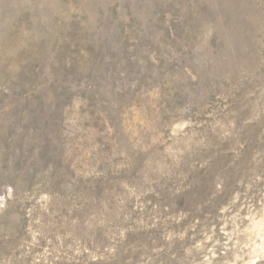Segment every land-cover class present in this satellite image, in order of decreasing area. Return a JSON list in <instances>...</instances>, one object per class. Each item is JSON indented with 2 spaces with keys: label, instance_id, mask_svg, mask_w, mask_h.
<instances>
[{
  "label": "rangeland",
  "instance_id": "1",
  "mask_svg": "<svg viewBox=\"0 0 264 264\" xmlns=\"http://www.w3.org/2000/svg\"><path fill=\"white\" fill-rule=\"evenodd\" d=\"M0 264H264V0H0Z\"/></svg>",
  "mask_w": 264,
  "mask_h": 264
}]
</instances>
